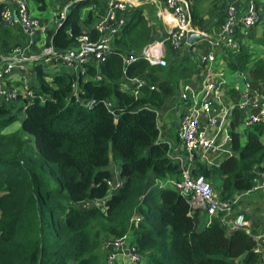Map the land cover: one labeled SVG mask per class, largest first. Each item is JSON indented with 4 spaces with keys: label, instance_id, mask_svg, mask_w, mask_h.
<instances>
[{
    "label": "trees",
    "instance_id": "16d2710c",
    "mask_svg": "<svg viewBox=\"0 0 264 264\" xmlns=\"http://www.w3.org/2000/svg\"><path fill=\"white\" fill-rule=\"evenodd\" d=\"M27 2L39 13L55 5V0ZM66 3L55 5V14ZM105 3L70 4L61 26L45 30V44L57 53L76 47L82 29L89 41H96L99 35L92 25ZM212 3V20L205 24L198 0H190L192 27L219 28L223 8L216 17L215 9L221 6ZM3 7L0 2V14ZM153 11L149 4L127 9L112 49L102 61L85 66L83 75L28 63L17 70L44 101L34 99L23 111L18 104L0 103V264H104L102 246L126 234L146 264H264L254 252L252 229L228 231L218 217L206 225L205 216L191 210L170 185L180 180V165L167 157L158 111L181 105L178 93L196 80L197 59L190 52L178 58L167 43L164 67L149 66L139 58L146 44L164 37L157 33ZM235 41V51L222 47L217 66L226 75L242 74L251 88L264 91V24L245 37L237 31ZM26 43L17 27L0 22V56ZM121 54L137 59L123 65ZM134 77L145 83L136 98L122 90L126 79ZM72 82L78 85L77 97L94 101L89 109L75 102ZM229 94L233 100L238 97L231 90ZM19 115L20 131L3 133ZM238 122L234 112L229 157L213 164L195 159L191 164L190 177H201L220 200L238 202L264 172V127L239 134ZM170 125L176 132L177 123L171 119ZM172 143L178 144L176 138ZM110 162L117 165L122 185L107 195V183L114 178L107 169ZM255 192L264 196V191L251 194ZM258 233L264 234V227Z\"/></svg>",
    "mask_w": 264,
    "mask_h": 264
},
{
    "label": "built area",
    "instance_id": "2783aa9c",
    "mask_svg": "<svg viewBox=\"0 0 264 264\" xmlns=\"http://www.w3.org/2000/svg\"><path fill=\"white\" fill-rule=\"evenodd\" d=\"M79 1L82 0H68L61 11L53 15L55 30L61 26L69 5ZM0 2L4 3L0 22L9 28L17 27L27 39L25 45L12 49L8 55L0 56V103L18 104L22 111L34 99L40 103L44 101L43 96L35 95L30 89L28 81L18 77L17 70H23V64L48 66L54 72L66 70L74 75H83L85 66L92 61H102L103 56L112 49L113 37L126 22L127 9L142 4L155 7L156 18L164 28L163 39L149 42L138 54L139 58L149 66L166 65L165 43L172 50L181 51L187 49L186 39L189 34H200L201 38L197 40L196 45L202 50L197 56L195 55L196 80L182 86L177 97L183 107V110L177 114L175 132L180 150H173L166 141L167 157L180 165V180L173 181L170 185L181 197L186 198L191 210L205 216L206 225L212 218L218 217L220 224L228 231L243 230L249 233V221L243 215L234 213L236 199L220 200L212 191L210 184L201 177L191 178L190 170L195 159L213 164L231 155L230 124L234 121V112L239 115V122L235 127L239 134L256 125L264 126L263 89L257 91L251 88L242 74L226 75L221 71L222 67L217 66L218 54L222 52V47L226 46L230 51L237 50L238 45L235 41L237 31L245 37L250 29L264 24V0H244L239 8L234 4V0H216L223 8L224 15V22L219 25L216 32L192 27L190 0H106V8L92 25V29L99 35L97 40L89 41L86 30H83L82 35L76 40L77 46L61 53H57L52 46L45 44L44 33L48 23H42L30 15L27 0H0ZM34 35L41 38L38 44L32 38ZM97 47L100 48L92 53L91 50ZM37 51L39 53H36ZM119 56L123 65H129L137 59L132 55ZM227 77H232L235 83L229 86L225 80ZM93 79L99 81L98 76ZM18 81L19 83L16 84L15 82ZM144 86L142 79L128 78L122 85V90L128 91L136 98L139 90ZM70 87L76 103L86 109L94 104L93 100H82L77 97L79 90L76 82H72ZM148 88L151 90L153 87L148 86ZM230 90L238 96L236 100L231 99ZM103 105L107 109L110 108L109 103L103 102ZM121 185L122 181L116 174L107 183L108 195ZM253 191H264V172L257 175L254 187L248 193ZM135 221L130 222L135 223ZM253 239L256 243L254 252L261 261H264V234L256 233ZM105 249L110 255L108 264H113L114 258L120 253L126 259L124 264H137L140 261V256L128 242L127 237L106 244Z\"/></svg>",
    "mask_w": 264,
    "mask_h": 264
},
{
    "label": "rangeland",
    "instance_id": "374dc122",
    "mask_svg": "<svg viewBox=\"0 0 264 264\" xmlns=\"http://www.w3.org/2000/svg\"><path fill=\"white\" fill-rule=\"evenodd\" d=\"M52 1V0H51ZM211 2L213 0H210ZM62 1H59V0H55V5L56 7H59L60 8V3H62ZM53 3V2H52ZM53 5V4H52ZM50 5L48 4L46 9L43 11V12H36L34 11V7L32 5H28L29 6V11H30V15L41 21L43 19L46 20V23H48V27L50 28L49 30H52V28H54L55 26V22H54V18H53V15L55 14V5ZM52 13V14H51ZM95 21V20H94ZM150 23H152V21H149ZM159 25V24H158ZM83 31V29H82ZM195 56V54H194ZM226 82L229 86L233 85L235 83V80L232 78V77H227L226 79ZM183 110V107L181 105H177V103H174L172 105V110H171V117H169L170 113L169 114H165V112H167V108H163L162 110H159L158 112L160 113L159 114V117H158V120H159V126L161 125L162 126V123H164V119L166 117H169V120L171 121H175V123H177V114L178 112H181ZM22 119V116L19 115L18 116V120L16 122H14L11 126H9L8 128L4 129L3 130V133L5 134H10V133H13V132H17V131H20L19 127V123H20V120ZM30 141L32 140L31 137H27ZM170 142H173L174 138L171 137L170 139ZM110 170V172L113 173L114 176H116V171L115 169L117 170V165L116 164H112L110 162V164L108 165V168ZM257 193H253V194H250V197H254L256 198L257 200L255 201V207H245V209H243L244 212H242L240 209H239V212L236 211V208L234 209V213L235 214H241L244 216L245 219L249 220V222L251 223V225H255L256 227L259 225V219H262V215H264V196H261V197H257L256 195ZM108 195V193H107ZM247 198V197H246ZM254 206V205H252ZM202 217V215H201ZM257 217V218H256ZM250 225V230L253 229V227ZM261 229H258L257 231H260ZM253 233H257L254 230H252ZM125 237H128V235L126 234ZM133 246V245H132ZM134 247V246H133ZM101 253H104L105 254V257H104V264H108V258L110 257V255L108 254L107 250L105 249V246H102L101 248ZM117 257L118 255H116V257L114 258V260L116 261L117 260ZM141 257V256H140ZM115 264V263H114ZM139 264H146V259L145 258H141V260L139 261ZM236 264V263H234Z\"/></svg>",
    "mask_w": 264,
    "mask_h": 264
},
{
    "label": "crops",
    "instance_id": "0c3cea01",
    "mask_svg": "<svg viewBox=\"0 0 264 264\" xmlns=\"http://www.w3.org/2000/svg\"><path fill=\"white\" fill-rule=\"evenodd\" d=\"M231 1V0H230ZM233 1V0H232ZM63 2H65V0H63ZM242 2H244V0H234V4H236V6L239 8L241 5H242ZM198 3H199V10H200V12L202 13V20H205V24H206V21H209V20H212L211 19V16L209 15V12H210V7L212 6V2L210 1V0H198ZM216 6V5H215ZM221 9V7L219 8L218 7V5H217V8L215 9V15H216V17H217V10H220ZM154 16H155V18H156V15H155V12H156V8L154 7ZM221 13H222V11H221ZM215 17V18H216ZM157 19V18H156ZM157 21L159 22V30L157 31V33L160 35L161 34V37H163L164 36V28H163V26H162V24H161V22L157 19ZM213 21H214V19H213ZM211 31L212 32H216V29H211ZM33 39H34V41L36 42V44H38L40 41H41V38L39 37V36H36V35H34L33 37H32ZM196 42H197V40L196 41H194V43H192V45L191 46H188L187 45V47H189V49L187 50V49H182L181 51H174L173 50V52L174 53H176L177 54V57L178 58H183L185 55H186V53L187 52H190V53H192L193 55L195 54L196 56L199 54V53H201L200 52V50H202L201 48H199V47H197V45H196ZM166 43H165V54H164V57H165V55H166V52H167V50H166ZM172 50V49H171ZM171 110H172V107L171 108H167V112H165V114H169L170 113V115H169V117H171L172 115V113H171ZM169 117H166L165 119H164V123H162V126L160 125L159 127L161 128L160 130H159V132H160V136H161V139H163V141H167V143L169 144V145H171L172 146V149L174 150H180V147H179V143L177 144H173L172 142H170V138L171 137H173L174 139L176 138V136H175V132L170 128V124H171V121L169 120ZM264 127V126H263ZM174 141V140H173ZM115 171H117L116 169H115ZM250 194L251 193H249V194H246V195H244V196H242L241 198L240 197H238L239 198V201L237 202L238 203V205L236 206V211L237 212H239V209L242 211V212H244L243 211V209H245V207H255L256 205H255V202L254 201H252V199H255L254 197H250ZM247 197V198H246ZM248 203V204H247ZM250 203V204H249ZM252 205H254V206H252ZM247 207V208H248ZM246 210V209H245ZM263 217H264V215H262V219H259L258 221H259V225L256 227L255 225H251V223H250V225L253 227V229L252 230H254L255 229V231L258 233V232H260V231H257L258 229H261V228H263L264 227V219H263ZM257 218V217H256ZM249 221V220H248ZM140 260H141V258H140ZM126 262V259L121 255V253L118 255V257H117V260L114 262L115 264H124ZM113 263V264H114ZM137 264H139V262L137 263Z\"/></svg>",
    "mask_w": 264,
    "mask_h": 264
},
{
    "label": "water",
    "instance_id": "95a60500",
    "mask_svg": "<svg viewBox=\"0 0 264 264\" xmlns=\"http://www.w3.org/2000/svg\"><path fill=\"white\" fill-rule=\"evenodd\" d=\"M13 17H14V19H16V16H15V15H13ZM200 38H201V35H200V34H198V33H191V34L188 35V37H187V39H186V44H187L188 46H191L192 43H194V41H196V40H198V39H200ZM99 48H100V47H97V48H95V49H92L91 52L94 53V52H96Z\"/></svg>",
    "mask_w": 264,
    "mask_h": 264
},
{
    "label": "clouds",
    "instance_id": "9594fccd",
    "mask_svg": "<svg viewBox=\"0 0 264 264\" xmlns=\"http://www.w3.org/2000/svg\"><path fill=\"white\" fill-rule=\"evenodd\" d=\"M105 5H106V3H105ZM105 8H106V6H105ZM116 174H117V171H116ZM113 177H115V176L113 175Z\"/></svg>",
    "mask_w": 264,
    "mask_h": 264
}]
</instances>
